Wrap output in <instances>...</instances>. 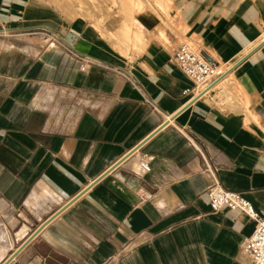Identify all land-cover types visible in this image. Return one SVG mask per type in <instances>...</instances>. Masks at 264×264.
<instances>
[{"label": "crops", "instance_id": "1", "mask_svg": "<svg viewBox=\"0 0 264 264\" xmlns=\"http://www.w3.org/2000/svg\"><path fill=\"white\" fill-rule=\"evenodd\" d=\"M176 4L181 31L140 13L142 44L121 51L40 0H0V264L27 240L6 264H252V220L206 188L264 214V0ZM181 37L227 72L200 96Z\"/></svg>", "mask_w": 264, "mask_h": 264}, {"label": "built area", "instance_id": "2", "mask_svg": "<svg viewBox=\"0 0 264 264\" xmlns=\"http://www.w3.org/2000/svg\"><path fill=\"white\" fill-rule=\"evenodd\" d=\"M44 38L48 44L60 46L77 60L81 69L90 64L89 57L79 52L60 34L54 31H45ZM173 60L191 82V87L186 88L183 92L192 94V97L207 92L214 81L225 72L214 61L208 60L201 52L185 42L180 43L174 49ZM138 165L145 172L150 170L149 160L145 155L138 161ZM206 195L212 211L238 210L252 220V233L243 237L241 249L251 256L252 264H264V214L257 210L241 192L225 189L218 181L212 182L206 188Z\"/></svg>", "mask_w": 264, "mask_h": 264}, {"label": "rangeland", "instance_id": "3", "mask_svg": "<svg viewBox=\"0 0 264 264\" xmlns=\"http://www.w3.org/2000/svg\"><path fill=\"white\" fill-rule=\"evenodd\" d=\"M52 8L64 21L92 24L114 47L137 50L142 44L137 15L153 13L173 32L181 31L178 0H40ZM161 38H165L163 32ZM188 43L197 50V44L185 37L180 43ZM48 42L44 39V44ZM223 68V67H222ZM223 84V83H221Z\"/></svg>", "mask_w": 264, "mask_h": 264}, {"label": "water", "instance_id": "4", "mask_svg": "<svg viewBox=\"0 0 264 264\" xmlns=\"http://www.w3.org/2000/svg\"><path fill=\"white\" fill-rule=\"evenodd\" d=\"M227 72H224L218 79H216L215 81H214V83L212 84V86L216 83V82H218L221 78H223V76L226 74ZM28 241V240H27ZM27 241H25L23 244H21L20 246H19V248L17 249V250H15L14 252H12L11 253V255L7 258V259H5L1 264H6L14 255H15V253L22 247V246H24L25 244H26V242Z\"/></svg>", "mask_w": 264, "mask_h": 264}]
</instances>
